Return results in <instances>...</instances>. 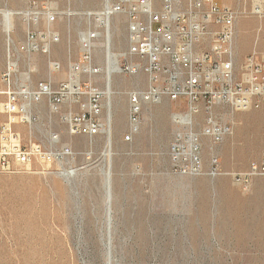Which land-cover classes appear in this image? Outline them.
Returning a JSON list of instances; mask_svg holds the SVG:
<instances>
[{
	"label": "rangeland",
	"instance_id": "1",
	"mask_svg": "<svg viewBox=\"0 0 264 264\" xmlns=\"http://www.w3.org/2000/svg\"><path fill=\"white\" fill-rule=\"evenodd\" d=\"M33 1L58 13L50 26L42 16L35 29L46 33L50 27L60 41L51 43L50 53L16 52L10 58L9 49L14 52L25 40L27 23L22 15L5 18L1 12L22 10ZM253 1L228 5L240 12L235 26L237 34L242 25L236 40L239 66L252 51L264 52V18L249 13ZM103 5L104 0H0V69L13 63L15 77L32 84L50 76L56 83L67 78L69 65L81 57L86 31L103 30L95 15L88 16ZM120 20V40L114 35L111 50L123 53L127 20ZM11 24L17 25L15 31ZM103 42L100 35L94 42V63L102 68L94 82L105 90ZM51 60L62 64L60 72L51 74ZM118 60L124 62L120 56ZM134 77L112 75L114 90L124 94L122 108L112 95L110 211L102 172L107 134H71L46 101L37 107L32 127L20 126L25 142L46 146L50 134L58 133L59 147L72 154L51 165L0 169V264H108V258L110 264H264V177H254L244 190L229 174L209 171L214 157L225 172L247 170L264 157V102L242 111L216 107L215 117L230 124L232 133L219 143L203 137V172L182 173L173 168L170 145L179 133L200 132L206 114L192 115L190 125L183 101L148 103L138 133L125 140L128 94L147 86L145 75L132 84ZM107 102L105 95L104 119Z\"/></svg>",
	"mask_w": 264,
	"mask_h": 264
},
{
	"label": "built area",
	"instance_id": "2",
	"mask_svg": "<svg viewBox=\"0 0 264 264\" xmlns=\"http://www.w3.org/2000/svg\"><path fill=\"white\" fill-rule=\"evenodd\" d=\"M105 19L125 17L127 38L124 61L119 72L145 75L147 86L128 94L129 130L125 140L138 133L145 104L164 99L184 102L191 115L204 111L205 124L200 132L179 133L170 145L173 168L182 173L203 172L202 139L219 143L232 133V126L215 117V108L233 111L258 108L264 102V52L252 51L242 66L236 58V21L240 12L218 0H104ZM251 15L264 18V0H254ZM22 15L27 23L25 40L9 49L16 52L50 53L51 43L60 34L50 27L46 33L36 30L42 16L48 26L58 16L36 1L10 15ZM94 15V14H93ZM99 33L88 30L82 40L81 57L69 65L68 77L54 82L52 77L37 83H25L15 76L13 63L0 69V169L11 172L35 163L51 165L72 152L59 147L58 133L50 134V146L25 142L20 126L32 127L38 120L37 107L46 101L52 113L59 114L73 135L97 136L110 129L109 116L103 118L105 92L94 82L102 68L94 63V42ZM10 46V44H9ZM111 48H106L109 54ZM51 74L62 64L49 62ZM114 73V72H113ZM88 75L87 80L82 75ZM66 106L67 110L62 111ZM211 175L229 174L244 190L254 177H264V157L254 160L247 170L225 172L216 157L211 159Z\"/></svg>",
	"mask_w": 264,
	"mask_h": 264
},
{
	"label": "bare ground",
	"instance_id": "3",
	"mask_svg": "<svg viewBox=\"0 0 264 264\" xmlns=\"http://www.w3.org/2000/svg\"><path fill=\"white\" fill-rule=\"evenodd\" d=\"M5 18L9 17V15L11 13H13V11H6L4 10V12H1ZM94 14L95 15V18L98 20L99 22V25L101 24L102 27H103V30L101 31H98L99 35L102 36V38H104V42L103 44H101L100 47H110L112 48V45H113V38H114V35L117 37L116 39L117 40H120L119 38V30H120V23H121V17H116L115 19L113 20H107L105 19L104 15L102 12H94L91 14H88V16ZM51 25V24H50ZM9 26V24H8ZM101 27V28H102ZM10 28H12L13 31H15L17 29V25L14 24L10 26ZM9 28V29H10ZM9 29L7 28V31L9 32ZM98 35V36H99ZM95 44V43H94ZM96 46V45H95ZM105 48V50H106ZM122 54V52H116L114 51L113 49L110 50V53L108 54L106 51H105V64H106V84H105V95H106V98H107V106H109V112H108V116H109V124H110V129L108 130V133H107V137H106V147L103 151V175L105 177V197H106V208H107V211H110L111 210V202H112V192H111V183H110V176H111V171H110V168H111V162H112V152H113V138H112V120H113V111H112V95L113 94H116L117 96V107L119 108L121 106L122 108V105L120 104L121 103V99H122V95L124 94V91H120V89L118 90H114L113 88V78H112V75H113V72H119V66H118V59H119V56ZM132 81V84L134 83H138L140 81V76H135L134 79L131 80ZM115 98V97H114ZM116 107V108H117ZM108 109V107H107ZM191 114H189V116H187V121H188V124H192V115L190 116ZM65 173V172H63ZM75 173V170H72L70 172H66L65 175H66V178L70 176V174H74ZM108 264H110V258H108Z\"/></svg>",
	"mask_w": 264,
	"mask_h": 264
},
{
	"label": "crops",
	"instance_id": "4",
	"mask_svg": "<svg viewBox=\"0 0 264 264\" xmlns=\"http://www.w3.org/2000/svg\"><path fill=\"white\" fill-rule=\"evenodd\" d=\"M218 1L220 3H222L223 5H230V6L240 7L242 5V1L243 0H218ZM241 28H242V25L239 26V29L237 30V34L235 35V50H237L236 40H238V37L240 36V34L242 32V29Z\"/></svg>",
	"mask_w": 264,
	"mask_h": 264
}]
</instances>
